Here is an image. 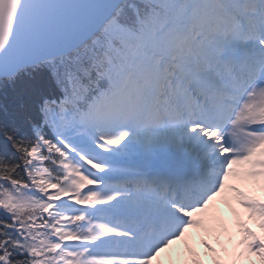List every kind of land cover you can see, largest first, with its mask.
Here are the masks:
<instances>
[{
	"label": "snow or ice",
	"instance_id": "6c2138e0",
	"mask_svg": "<svg viewBox=\"0 0 264 264\" xmlns=\"http://www.w3.org/2000/svg\"><path fill=\"white\" fill-rule=\"evenodd\" d=\"M9 87L0 264H264V0H0Z\"/></svg>",
	"mask_w": 264,
	"mask_h": 264
},
{
	"label": "trees",
	"instance_id": "16d2710c",
	"mask_svg": "<svg viewBox=\"0 0 264 264\" xmlns=\"http://www.w3.org/2000/svg\"><path fill=\"white\" fill-rule=\"evenodd\" d=\"M16 93L17 89L11 87L7 89L0 88V106H7L8 108L14 107L17 103Z\"/></svg>",
	"mask_w": 264,
	"mask_h": 264
},
{
	"label": "rangeland",
	"instance_id": "374dc122",
	"mask_svg": "<svg viewBox=\"0 0 264 264\" xmlns=\"http://www.w3.org/2000/svg\"><path fill=\"white\" fill-rule=\"evenodd\" d=\"M210 242H211V243H213V246H214V247L216 246V244H215V241H214V240H211V239H210Z\"/></svg>",
	"mask_w": 264,
	"mask_h": 264
}]
</instances>
